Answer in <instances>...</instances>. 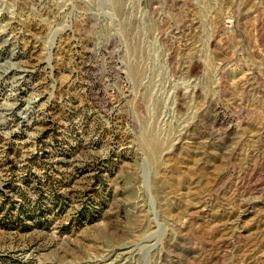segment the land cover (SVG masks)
<instances>
[{
    "label": "rangeland",
    "instance_id": "1",
    "mask_svg": "<svg viewBox=\"0 0 264 264\" xmlns=\"http://www.w3.org/2000/svg\"><path fill=\"white\" fill-rule=\"evenodd\" d=\"M0 264H264V0H0Z\"/></svg>",
    "mask_w": 264,
    "mask_h": 264
}]
</instances>
